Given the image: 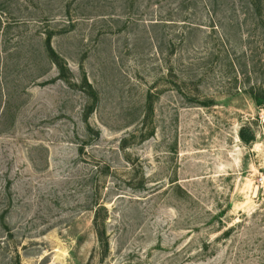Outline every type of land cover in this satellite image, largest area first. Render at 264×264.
Returning a JSON list of instances; mask_svg holds the SVG:
<instances>
[{
    "label": "rangeland",
    "instance_id": "obj_1",
    "mask_svg": "<svg viewBox=\"0 0 264 264\" xmlns=\"http://www.w3.org/2000/svg\"><path fill=\"white\" fill-rule=\"evenodd\" d=\"M252 93L264 0H0V264H264Z\"/></svg>",
    "mask_w": 264,
    "mask_h": 264
},
{
    "label": "trees",
    "instance_id": "obj_2",
    "mask_svg": "<svg viewBox=\"0 0 264 264\" xmlns=\"http://www.w3.org/2000/svg\"><path fill=\"white\" fill-rule=\"evenodd\" d=\"M45 45H46V53L49 54L50 57H51V55L54 56V53L50 47L49 39L46 40ZM263 96H264V94L261 96H258L256 94L252 93V98L256 104H261L260 102L264 101ZM239 138L241 141L247 143V142L254 140V135H253V133L248 134V133H245L243 130H240L239 131ZM93 223H94V227L96 228V236L98 238V242L100 243V246L103 247L104 243L102 241V235H103L102 225L104 223V219L102 216L99 215V212H96L94 214Z\"/></svg>",
    "mask_w": 264,
    "mask_h": 264
}]
</instances>
